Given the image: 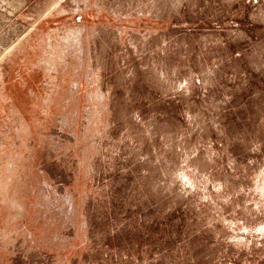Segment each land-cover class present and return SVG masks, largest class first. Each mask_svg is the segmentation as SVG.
I'll list each match as a JSON object with an SVG mask.
<instances>
[{
  "label": "rangeland",
  "instance_id": "1",
  "mask_svg": "<svg viewBox=\"0 0 264 264\" xmlns=\"http://www.w3.org/2000/svg\"><path fill=\"white\" fill-rule=\"evenodd\" d=\"M0 264H264V0H0Z\"/></svg>",
  "mask_w": 264,
  "mask_h": 264
}]
</instances>
